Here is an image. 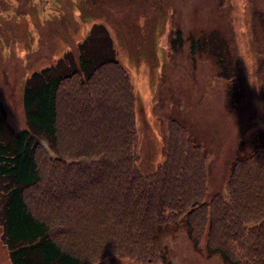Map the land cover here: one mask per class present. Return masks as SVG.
<instances>
[{
  "label": "trees",
  "instance_id": "obj_1",
  "mask_svg": "<svg viewBox=\"0 0 264 264\" xmlns=\"http://www.w3.org/2000/svg\"><path fill=\"white\" fill-rule=\"evenodd\" d=\"M82 43L75 61L67 55L25 72V126L12 129L0 104V217L10 263L93 264L116 255L117 264H168L153 225L159 232L179 224L195 248L226 264H264V119L238 139L236 150L247 152L228 163L226 198L207 192L201 143L168 120L161 158L143 172L131 85L120 84L112 110L94 107L110 99L99 90L102 73L113 85L121 77L120 64L107 62L110 38ZM79 119L85 126H75ZM73 217L83 222L80 233Z\"/></svg>",
  "mask_w": 264,
  "mask_h": 264
},
{
  "label": "rangeland",
  "instance_id": "obj_2",
  "mask_svg": "<svg viewBox=\"0 0 264 264\" xmlns=\"http://www.w3.org/2000/svg\"><path fill=\"white\" fill-rule=\"evenodd\" d=\"M67 1L0 0V104L11 128L25 126L20 98L25 72L59 53L52 55L51 44L39 45L51 22L67 24L70 11L86 15L95 34L98 27L108 28L116 47L105 50L122 68L115 85L102 73L106 87L99 90L106 89L110 99L94 107L112 110L120 84L131 85L140 170L151 171L161 158L168 120L201 143L208 157L207 192L226 198L222 187L228 163L236 153L247 152L236 150L238 139L264 119V0H81L83 8L80 0ZM63 53L61 61L67 55L76 60L75 47ZM75 126H85L84 121ZM80 219H71L77 233L83 227ZM3 225L0 217V264H11ZM153 230L168 264H226L218 253L195 248L182 225L159 232L153 225ZM121 261L108 255L93 264Z\"/></svg>",
  "mask_w": 264,
  "mask_h": 264
},
{
  "label": "crops",
  "instance_id": "obj_3",
  "mask_svg": "<svg viewBox=\"0 0 264 264\" xmlns=\"http://www.w3.org/2000/svg\"><path fill=\"white\" fill-rule=\"evenodd\" d=\"M62 1H63V3H65V2L69 3V1H67V0H62ZM83 7L84 6H83L82 1H81V8H83ZM51 17L54 18L55 15L52 14ZM66 20L68 21L67 24H66V22H62L61 20L52 21L50 24V27L48 28V30L49 29L50 30L47 34L46 40L41 41L39 44L40 48L42 47L43 44L53 45L55 50L53 51L52 55H54L55 51L59 52L56 58L54 56L51 57V59L53 58L51 62H59V61H57V59L59 57H62L64 55L63 52L68 51V49L71 47L76 48V59H77L78 54H79V49H80V47H79L80 42H83L81 49H83V46L92 45V44L99 46V42H102V43H103V41L106 42L108 40V38L105 36L104 33L100 32V31H104L109 36L111 43L114 45V42L112 41V39L110 37L108 28L105 26V30H104V29L98 27V30H96V32L98 34H95V32H94L95 29L93 28V25L91 27V22H90L89 18L86 17V15H77L76 16L74 12L70 11V18L68 17ZM86 24H90V25L88 27H85V34H82L83 33L82 27ZM52 31H54V32H52ZM52 33H54V34L52 35ZM56 33H57V35H56ZM78 40H80V41H78ZM39 56H36L34 58H38ZM15 57H16V54L14 52L13 59H15ZM34 58H32V60ZM107 62H111V61H107Z\"/></svg>",
  "mask_w": 264,
  "mask_h": 264
}]
</instances>
